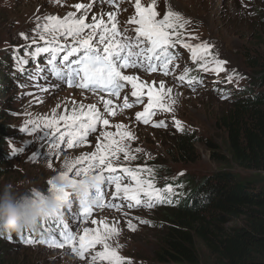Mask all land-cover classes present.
Returning <instances> with one entry per match:
<instances>
[{"label": "rangeland", "instance_id": "obj_1", "mask_svg": "<svg viewBox=\"0 0 264 264\" xmlns=\"http://www.w3.org/2000/svg\"><path fill=\"white\" fill-rule=\"evenodd\" d=\"M147 2L151 4L152 0H142L141 4L144 6ZM77 3L92 4L91 14H103L105 20L107 13L112 12L107 5L95 0H58V2L57 0H0V110L4 114L0 123L8 126L5 137L7 159L3 166L5 172H11L7 179L4 176L0 178V189L7 185H12L18 192H26L32 188L45 189L49 180L55 179L65 170L66 162L71 163L83 156L91 155L96 151L97 143H108L101 135L105 131L114 133L113 139L127 148L129 157H135V159H125L124 152H117L116 154L123 155L110 156L113 157V163L134 166V160H137L140 164H146L147 169H151V174L156 177L164 171L171 173L172 176L177 177V181L182 180L180 185L177 183V188H182L184 178L188 179L192 187L202 182L208 183V180L215 179L218 171L224 169L236 176L249 177L253 181L251 175L235 169L229 163H221V160L214 157L212 151L207 150L201 143L194 144L195 155L191 158L195 160L193 163H178L169 159L163 145L166 143L175 145L171 129L158 130L145 127L139 124L131 113L122 111L114 101L113 109L117 114L109 116L105 113V118L110 121L109 125L98 124L97 131L89 133L85 142L76 144L70 149L54 140V129L45 128V121L51 120L54 116L58 119L60 115L71 113L69 107L75 106H69L73 103L71 99L80 97L83 92L66 88L56 92L46 87L19 88L14 84L13 79L7 76L11 74L9 72L17 69L13 52L33 42L34 38L39 40L36 32L37 18H41V22L49 15L63 18L69 12H76L74 5ZM156 5L160 13L158 18H162L171 10L190 21L184 29H180V37L184 43L195 45L203 40L214 39L225 64H230L237 71L247 75L252 85L249 86L250 95L264 92V41L257 16L259 13L264 17V0H156ZM77 15L80 13L77 12ZM21 33L28 39L22 38ZM184 50L180 49L182 53ZM29 52L23 50L25 58H28ZM175 67L178 69L176 86L162 77H147L143 74L138 76L137 73L136 75L139 80L152 85L156 92L166 93L167 89H171L167 106H171L174 124L179 121L180 126L192 132V136L197 141L216 144L219 147L216 152L224 156L222 148L224 138L217 119L222 113L233 110L234 102L230 99L217 98L204 89L199 92L184 89V85L188 83L187 77L183 82L178 77L185 73L186 67L183 64H176ZM161 82L165 85L163 92L158 87ZM84 94L89 100L88 103H84L82 98L74 102L81 104L85 109L90 105L98 107L101 104V97L109 99L101 95ZM94 100L96 103H91ZM172 101L175 103L173 104ZM242 101L247 102L248 99L245 97ZM100 110L103 111V108ZM30 120L38 125L37 131L26 134L22 131L23 128L35 126L28 123ZM62 124L63 122H60V126ZM116 125H124L120 131L132 132L135 139L125 138L120 141ZM46 132L50 134L45 136ZM54 144L57 146L53 147ZM137 149L140 151H136ZM140 170H142L140 178L147 179L143 166ZM190 185H186L183 189H188ZM162 214L163 210H157L145 217L151 223L159 225L156 229L139 227L134 233H130L125 219L108 212L96 213L92 218L96 224L92 223L88 228L102 229L101 222L115 226L119 231L110 241L120 248L121 253L132 258L136 264H161L154 259V253L158 250L157 245L165 226L162 224ZM233 225H236L235 221H232L228 227ZM198 249L201 262L207 261L213 264L214 260L202 248ZM0 264L85 263L78 262L63 251L23 249L11 237L0 243Z\"/></svg>", "mask_w": 264, "mask_h": 264}, {"label": "snow or ice", "instance_id": "obj_2", "mask_svg": "<svg viewBox=\"0 0 264 264\" xmlns=\"http://www.w3.org/2000/svg\"><path fill=\"white\" fill-rule=\"evenodd\" d=\"M95 2L107 3L112 6L115 0H95ZM74 7L76 12H69L63 18L49 15L43 18V22H41V18H37V36L40 41H44L45 46L36 47L28 55L35 58L47 53L49 57L46 67L38 68L37 72L47 71L49 75L69 87L85 89L90 92L99 91L116 98H120L121 92L130 85L131 97L136 98L134 103H142V97L145 95L148 97L144 110L136 113V119L138 121L142 120L144 124H149V118L155 115L152 111L154 108L161 107L166 111H171V106H165L161 103L164 95L161 92L154 91L152 85L139 80V77L135 75L124 74L123 70L143 69L145 72H156L158 69H162L164 75H168L169 64L177 59L170 50L177 43H181L183 47L190 49L194 61H203L201 68L204 71L209 70L207 58L212 55L210 51L212 46L207 43L196 45L183 43L178 29H184L190 21L185 20L180 14L171 10L167 11L162 18H158L160 13L157 11L156 0H152V3L147 7L141 4V0H135L136 17L129 21V23L139 25L134 29V37H129L126 34L127 29L120 30L115 12L107 13V20H105L103 14H91L92 4L77 3ZM77 12L80 15H77ZM20 35L22 38L28 39L25 34L21 33ZM33 43H36L35 38ZM212 62L216 65L213 70L217 73L226 70L223 67L225 61L213 57ZM28 63L29 60L26 58H17L18 70L23 72V65ZM187 76L188 72L185 70V73L180 75L178 79L183 82ZM232 78V76H229L228 80L231 81ZM194 81L195 78L188 79L189 84ZM158 87L162 92L165 89L163 82ZM171 91V89H167L165 95L170 94ZM222 98L226 99L227 97ZM101 99L104 98L101 97ZM123 101L122 109H131L134 106V103L129 102L127 95L124 96ZM172 103L174 104L175 101H172ZM112 105L113 99L109 98L104 100L103 111L97 109L95 105H90L87 109L83 106L74 107L71 114L60 115L58 119L54 116L51 120H46L44 127L54 129V140L61 143L66 140L68 148L71 149L74 145L85 142L89 137V133H95L98 124L109 125L110 121L105 118V113L109 116L117 114ZM60 122H63L64 130L61 129ZM28 123L35 126L32 127L31 131L27 127L23 128L22 131L29 134L37 131L38 125L35 121L30 120ZM153 126L164 127L165 125L161 122ZM176 126L182 130L179 121H176ZM116 128L120 141L125 138L135 139L132 132L120 131L124 128V125H116ZM49 134L46 132L45 136ZM101 135L108 143H97L96 151L91 155L83 156L71 163L66 162L67 168L58 174L61 180L69 179L72 189H75L77 184L81 182L82 177H86L90 173L94 174L98 182L94 195L99 207L105 206L103 203L104 186L113 183L117 195L122 192L124 199L134 202L135 206L143 204L148 208H152L158 203H171V200L167 199L164 193L175 194L172 186H166L163 190L156 188L152 180L140 178L142 170L122 169L135 181L134 186L124 185L122 187L120 176L105 175V171L109 174L117 171L112 165L110 156H116L117 152H124L125 159H135V157H129L127 148L121 142L113 139L114 133L105 131ZM56 146V144L53 145V147ZM15 151L14 149V154ZM136 151L140 150L137 149ZM147 171L151 173L152 170L147 169ZM39 191L43 193L56 191L58 193L57 198L66 202L67 205L61 214H47L41 220L43 222L41 224L42 228L52 222H58L57 228L62 225L59 235L56 234L54 229L47 227L48 235L51 237L50 246H70L72 252L81 260H84L85 264H96L98 260L106 262V264H130L124 257L119 255L116 248H112L108 243L109 239L118 234L117 227L101 222L102 229L85 227L81 235L75 234L74 229H69V224L65 222L64 218L65 211H72L74 202L79 204L77 215L87 219L92 214V207L79 201L72 190L57 189L53 179L48 181V187ZM128 206L133 207V204L129 203ZM107 207H115V205L109 204ZM140 222L147 223L143 220ZM92 223L96 224V221L93 220ZM128 227L135 230V226L131 221L128 222ZM25 242L31 244L37 241L29 236L25 239ZM39 242L44 243L45 241L41 240ZM97 245H102L103 251H97L93 255L90 250L95 249Z\"/></svg>", "mask_w": 264, "mask_h": 264}, {"label": "trees", "instance_id": "obj_3", "mask_svg": "<svg viewBox=\"0 0 264 264\" xmlns=\"http://www.w3.org/2000/svg\"><path fill=\"white\" fill-rule=\"evenodd\" d=\"M257 16L264 41V17L259 13ZM238 99L233 110L217 119L224 138V156L216 152V144L173 131L175 145L166 143L163 149L171 160L193 163L194 144L201 143L221 163H229L254 180L224 169L216 173L214 180L202 182L198 195L163 209L165 226L154 253L161 264H210L201 262L198 248L214 260L213 264H264V92L247 102ZM3 115L0 110V121ZM7 131L8 126L0 123V178L5 179L11 175L3 166ZM232 221L236 225L228 227ZM5 239L0 238V242Z\"/></svg>", "mask_w": 264, "mask_h": 264}, {"label": "clouds", "instance_id": "obj_4", "mask_svg": "<svg viewBox=\"0 0 264 264\" xmlns=\"http://www.w3.org/2000/svg\"><path fill=\"white\" fill-rule=\"evenodd\" d=\"M119 0H115V3L112 6H109L107 3H104V5L111 8L112 12L116 13L117 21H118V27L121 31L124 29H127V35L129 37H132L131 32L134 31L136 27L139 25L135 23H129L130 20H132L133 17H136V11H135V1L131 3H117ZM150 3H145L144 6H149ZM180 32V29H178ZM181 38V37H180ZM175 39V37H173ZM37 41V38L35 39ZM181 41H183L181 39ZM187 42V41H186ZM184 43V41H183ZM201 43H207L212 46L210 49L211 51V57H208V71H204L201 68V63L203 61L197 62L194 61L191 57V51L186 50L188 48H185L182 46L181 43H177L175 47H173L170 51L173 55L177 57V59H174L169 64V74L164 75L162 69H158L156 72H145L143 69H125L124 74L127 75H145L147 77H162L166 80H168L171 84L176 86V77L178 74V69L175 67L176 64H183L186 67V70L191 78H195V81L192 84H185L184 89L190 90L193 92H199L202 91V89L209 92V94L220 98L222 100H232L235 102L236 100H239L242 98L249 99L252 97L250 95L251 89L249 86L252 87L251 82L248 80L247 75L245 73L237 71L235 68L231 67L230 64H224L223 67L226 69L224 72L217 73L213 69L216 67L215 63L213 61V57L215 59L223 60V56L221 52L217 49V43L214 39H207L203 40L201 42H198L196 44ZM30 44V43H28ZM190 44V43H189ZM195 44V45H196ZM180 49H185L182 53ZM9 53V50L8 52ZM14 58H25V55L23 54V50H20L17 55L13 53ZM6 58V54L4 56ZM31 58H26L29 60V63L27 64L28 68L35 67L34 64H31ZM36 63V62H35ZM41 63H37V66H40ZM17 70V69H16ZM14 70V71H16ZM12 71V72H14ZM12 72L10 75H6L7 78L13 79L14 84L18 82L14 79L12 76ZM137 73V75H136ZM140 73V74H139ZM233 74V75H231ZM232 76V80L229 81L228 77ZM53 88L52 91L56 92L61 89H69L77 92H83L87 94L92 95H101L107 98L113 99L114 102H117L119 105V108L122 111H126L128 113L132 114V117L141 125L145 127H150L152 129H158V130H166L171 129V131L183 134V133H189L192 135V132H189L188 130H184L182 126V130L178 129L176 124H174V117L171 115V111H166L164 108L157 107L154 108L152 111L155 113V115L151 116L149 124H144L142 120L138 121L136 119V113L142 112L144 110V107H146L148 102L147 95L142 97V103H134L136 98L131 97V86L128 85L122 92L120 98L116 97H110L107 93H100L99 91L96 92H90L85 89H79L74 87H69L67 84L60 85L58 83L52 84ZM19 87V86H18ZM23 88V87H19ZM147 91V89H145ZM246 94L245 97L243 95ZM262 93V92H260ZM164 95V99L161 101V103L165 106H167V100L169 99V95H165V93H161ZM258 93H255L253 96H256ZM127 95L129 97V102L134 103V106L131 109H122L123 104V98ZM226 96L227 98H222ZM163 122L165 125L164 127H154V124H158ZM61 129L64 130V124H62ZM29 131H31L32 128H28ZM26 134H29L28 132H25ZM33 133V132H32ZM31 133V134H32ZM6 137V136H5ZM5 137H4V145H5ZM67 139V138H66ZM63 146H67L66 140L65 142H59ZM116 155H123L122 153H118ZM114 157V156H113ZM113 157H110V160L112 162ZM116 158V157H115ZM113 167L117 169L115 173L109 174L107 171H105V175H114V176H120V183L123 187L124 185H135V181L131 179L130 176H128L126 173L122 171L123 168H129L132 170H140L141 167H144V174L147 179H150L153 181L154 186L156 188H159L161 190L165 189L166 186H172L173 192L175 194H169L164 193V195L167 197V199L171 200V203H158L155 204L154 207L148 208L144 206L143 204L141 206H135L134 202H130L126 199H124L123 193L121 192L119 195L116 193V187L115 184L106 185L104 186V207L98 206V201L95 198L94 192L95 188L97 186V181L95 179V175L90 173L86 177H82L81 182L77 184L75 189H72L71 182L69 179L61 180L59 175L54 179V183L57 189L61 190H72L75 197L79 200L84 202L87 206L92 207V214L85 219L83 216L77 215L79 212V204L78 202H74L73 204V210L72 211H65V222L69 224V229H74L75 234L81 235L83 234V229L85 227L88 228L89 225L92 224V218L96 215V213L101 212H108L111 213L120 219H125L127 221V224L129 221L135 226V230L129 229L130 233H134L139 227L142 228H158L159 225L155 223H151L147 218H145L147 215L151 214L152 212H155L157 210H163L165 208L169 207H175L182 203L185 199H188L191 196L198 195V192L200 190V184H197L195 187H192L188 181L187 178H184V183L182 188H177V183L180 185L182 183V180L177 181V177L172 176L171 173L168 172H162L159 173V176L156 177V175H152L147 171L146 164H140L137 160H134V166L128 165V164H117L112 162ZM67 166L65 165V169ZM190 185L188 189L184 190L183 188L186 187V185ZM58 193L56 191H48L47 193L40 192L39 189L32 188L29 191L26 192H18L16 191L12 185H7L3 189H0V238H9L12 237L13 241H15L16 244L19 245V247L23 249H35V248H41V249H47L52 251H63L73 259L77 260L78 262L85 263L84 260H81L78 256H76L70 246H64V247H56V246H50V240L51 237L48 235L47 227H50L56 231V234L59 235V231L62 230V225L60 228H57L56 225L58 222H52L50 225L46 226L45 228L41 227V224L43 223L41 220L45 217L47 214H53V215H59L62 213L63 209L67 206L66 202H63L62 200L58 199ZM129 203L133 204V207H129ZM115 205V207H107V205ZM147 221V223H141L140 221ZM163 224V223H162ZM32 237L37 242L36 243H26L25 239L27 237ZM45 241L44 243H40L39 241ZM2 243V242H0ZM108 243L112 248H116L119 255L124 257L126 261L130 262V264H136L134 260L130 257L125 256L123 253H121L120 248L114 244L113 242L108 240ZM97 251H103L102 245H97L95 249L90 250V252L94 255ZM87 256V254H86ZM96 264H106V262L97 261Z\"/></svg>", "mask_w": 264, "mask_h": 264}, {"label": "bare ground", "instance_id": "obj_5", "mask_svg": "<svg viewBox=\"0 0 264 264\" xmlns=\"http://www.w3.org/2000/svg\"><path fill=\"white\" fill-rule=\"evenodd\" d=\"M142 1V0H141ZM188 79H191V77L188 75L187 76V81H188ZM187 84H189V83H187ZM81 94V93H80ZM78 98H82L85 102L84 103H88V98H87V96H85V94L84 93H82V95L80 96V97H75V98H72L71 99V102H73L72 104H69V106H73V105H75V106H73V107H69V109H73L74 107H76V108H79L80 106H81V104H78V103H75L74 101L75 100H77ZM96 100V99H95ZM91 101V103H96V101ZM104 100H106V98L105 99H103V100H101V104L100 105H98V107H97V109H101V108H103V105H104ZM83 103V102H82ZM61 105V104H60ZM112 107H113V105H112ZM68 114H71V113H68ZM65 115V114H64ZM5 240H9V238L8 239H5ZM4 240V241H5ZM4 241H2V242H4Z\"/></svg>", "mask_w": 264, "mask_h": 264}]
</instances>
